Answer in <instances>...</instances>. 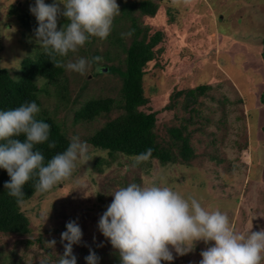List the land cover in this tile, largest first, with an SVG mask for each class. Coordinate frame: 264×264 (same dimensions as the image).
<instances>
[{
  "label": "rangeland",
  "instance_id": "374dc122",
  "mask_svg": "<svg viewBox=\"0 0 264 264\" xmlns=\"http://www.w3.org/2000/svg\"><path fill=\"white\" fill-rule=\"evenodd\" d=\"M140 1L116 0L119 11L121 4L134 5L132 21L123 19L117 25L121 40L93 37L86 50L103 57L102 64L116 66L133 39L148 45L153 58L143 69L145 102L137 111L155 115L156 142L169 151L172 161L160 165L148 160L133 168L131 157L110 155L87 143L88 162L78 161L69 178L19 205L31 232L24 237L0 235V263L8 255L4 262L56 264L64 254L61 234L69 221H76L82 231L80 243L73 245L76 264H86L90 249L99 257L98 264H122L98 222L112 203V194L130 183L170 186L207 210L226 214L237 234L264 229V0H191L188 4L152 0L157 5L154 15L141 14L136 9ZM44 2L50 5L54 0ZM34 6L35 0H0V70L12 77L20 71L23 58L40 52L33 36L38 21L29 10ZM26 14H30L28 24L21 22ZM83 48L70 52L64 63L83 58ZM100 67L103 74L81 82L85 87L80 95V85L73 81L78 73L66 69L61 82L67 87V99L44 79L34 82L40 113L59 120L70 137L78 136L82 142L119 112L113 109L90 123L72 120L90 99L119 98V79ZM172 129L181 132L180 140L171 136ZM52 240L54 247L48 245ZM213 245L197 241L193 251L183 256L170 249L174 257L170 264H199L200 253Z\"/></svg>",
  "mask_w": 264,
  "mask_h": 264
},
{
  "label": "clouds",
  "instance_id": "9594fccd",
  "mask_svg": "<svg viewBox=\"0 0 264 264\" xmlns=\"http://www.w3.org/2000/svg\"><path fill=\"white\" fill-rule=\"evenodd\" d=\"M191 0H183L184 4ZM63 5V9L60 5ZM30 12L38 21L35 30L40 50L55 68L81 75L93 64H102L103 57L79 58L64 63L68 54L78 52L90 37L104 40L110 34L113 19L120 13L116 0H54L50 5L35 0ZM67 22L58 29V20ZM127 35H131L128 33ZM59 57V59H58ZM96 71L102 72V67ZM40 108L33 101L13 110L0 111V168L7 171L10 181L4 187L18 204L24 203L23 186L35 178L37 193L50 191L69 178L77 162H88V146L73 136L67 149L54 155L45 165V157L36 145L49 141L50 125L37 120ZM25 139L21 142L18 137ZM55 148L56 142L48 143ZM152 148L130 159L135 168L148 161ZM113 201L102 214L98 229L118 250L122 264H161L193 251L195 242H214L200 253L199 264H262L264 261V229L247 236L234 232L229 218L219 210L209 211L192 197L185 198L170 186L130 183L113 194ZM82 231L76 221L66 224L61 234L64 254L56 264H76L73 245L79 244ZM66 242V243H65ZM56 241L48 243L54 247ZM86 264H98L99 257L89 250Z\"/></svg>",
  "mask_w": 264,
  "mask_h": 264
},
{
  "label": "trees",
  "instance_id": "16d2710c",
  "mask_svg": "<svg viewBox=\"0 0 264 264\" xmlns=\"http://www.w3.org/2000/svg\"><path fill=\"white\" fill-rule=\"evenodd\" d=\"M131 6L134 5L124 4L123 6V4H121L120 7H122V9L120 10V15L118 18L115 17L113 19L110 34L106 39L109 41L113 39V41L118 42L121 40L119 35L120 32H118L119 29L117 30L116 28L123 19H127L130 22L132 21L130 14ZM136 9L141 14L154 15L157 10V5L154 4L152 0H141L136 5ZM29 15L30 14H26L25 22L23 19L21 22L28 24L27 18ZM66 22L64 18L58 20L61 26ZM33 36L36 39L35 34H33ZM159 38L160 34L156 32L154 37L155 41H158ZM93 40L94 38L90 37V41L85 43V48H83L82 51V54L83 52L85 53L83 58L86 56L88 59H91L92 57L99 56L94 53L90 54L89 51L86 50V47H89L90 43H93ZM34 53L33 57H25L21 60L20 71L16 72L14 77H12L7 70H0V111L13 110L21 104L33 101L39 106V90L34 83L36 78L44 79L46 82L45 84L48 86L57 87L58 92L65 96L63 97L64 99H67V87L64 81L61 82V80L66 79V68H55L50 58L41 50L39 53L38 51ZM262 56L264 59V55ZM152 58L153 54L148 45L141 40L133 39L124 50V58L119 63L121 65L107 66L106 64H93L86 74L81 75L78 73L77 76L73 77V81L76 83L78 82L80 85L77 92L79 95L84 91L83 88L85 87V85H81V82L88 81L87 76L94 77L98 74H103V72L96 73L95 69L97 67L103 66L109 75L116 76L120 81L118 99H90L73 113L72 120L74 123H90L99 116H108L113 109L119 111L116 116L108 119L98 130L85 138L84 142L110 155L119 153L129 157L136 156L145 152L146 149L152 148L153 153L149 160L157 161L160 165H166L172 161V156L169 151L160 147L158 142H156V135L153 132L155 127V115L137 111L138 107L142 106L145 102L141 87L144 76L143 69ZM105 59L108 60L106 56ZM61 83L63 85L60 87L59 84ZM76 100L77 99L72 98L71 101L75 103ZM261 103L264 105L263 99ZM39 113L36 115V119L50 125L49 141L35 146V150L41 151L44 155L46 165L54 155L62 153L67 149L72 137L69 136V132L59 120L57 121L50 115L47 116L45 113ZM170 132L174 139H181L182 135L178 129H172ZM18 138L21 139V142L25 139L23 136ZM52 141L56 142L55 148L48 147V143ZM183 148L186 150L188 146H183ZM9 181L10 177L7 171L0 168V235L24 237L31 232L29 221L23 213L19 211L20 204L17 203L16 198L10 197L7 194L4 185ZM34 182L35 178L31 179L23 186L24 202L29 200L36 193L33 187ZM30 243L31 242L27 239L25 240L26 246H29ZM1 254L2 252H0V255ZM7 258L10 257L5 255L3 262L0 264H14L11 261L4 262V259L8 260ZM107 264L115 263L113 261H107Z\"/></svg>",
  "mask_w": 264,
  "mask_h": 264
},
{
  "label": "crops",
  "instance_id": "0c3cea01",
  "mask_svg": "<svg viewBox=\"0 0 264 264\" xmlns=\"http://www.w3.org/2000/svg\"><path fill=\"white\" fill-rule=\"evenodd\" d=\"M228 74V73H227Z\"/></svg>",
  "mask_w": 264,
  "mask_h": 264
}]
</instances>
